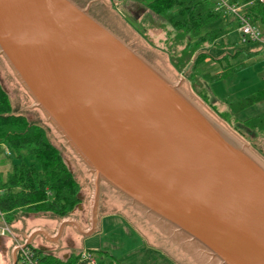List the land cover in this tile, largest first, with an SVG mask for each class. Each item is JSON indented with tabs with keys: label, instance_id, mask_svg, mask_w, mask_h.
Returning <instances> with one entry per match:
<instances>
[{
	"label": "water",
	"instance_id": "obj_1",
	"mask_svg": "<svg viewBox=\"0 0 264 264\" xmlns=\"http://www.w3.org/2000/svg\"><path fill=\"white\" fill-rule=\"evenodd\" d=\"M0 58L86 168L91 216L102 186L178 264H264V161L109 3L0 0Z\"/></svg>",
	"mask_w": 264,
	"mask_h": 264
},
{
	"label": "rangeland",
	"instance_id": "obj_2",
	"mask_svg": "<svg viewBox=\"0 0 264 264\" xmlns=\"http://www.w3.org/2000/svg\"><path fill=\"white\" fill-rule=\"evenodd\" d=\"M105 1L109 3L110 11L132 36L138 39L160 71L170 81H179L181 90L187 96L222 122L264 161V131L258 132L242 125L244 120L264 113V99L236 114L230 113L225 104V101H238L264 89V45L258 41H243L237 30L235 18L223 14L203 27L201 34L219 28H226L228 32L212 44L204 42L195 49L188 44L193 42L189 34L174 30L163 17L154 15L146 8L150 0ZM262 37L264 38V31ZM200 52L205 53L206 58L196 63L193 68L195 56ZM227 68L234 70L226 77L213 81H206L204 78V76H215ZM0 85L7 93L14 113L25 116L30 123L38 124L45 129L48 140L57 148L79 184L82 203L70 215L63 218L81 217L84 224H88L93 184L86 173V168L46 123L40 111L32 107V101L1 58ZM5 149L4 146H0L1 173L5 174L19 162L33 164L39 168L35 157L26 155L22 159H17L13 153L7 155ZM97 189L95 202L96 209L98 208L97 231L88 237L72 232L74 244L72 247L67 242L68 236L64 235L60 245L56 247L57 250H67L70 252L68 256H78L86 251L92 255L95 264H178L140 229L138 223L131 219L129 213L102 186ZM93 217L94 212L92 219ZM56 218L52 214H31L25 210L4 215L11 235L5 233L0 236L3 247H0V264H6L10 260L11 237L19 236L16 229L34 223L53 226L56 224ZM39 240L41 238L36 236L31 245L37 246L36 241ZM16 246L21 245L17 243ZM4 247H6L5 251ZM17 264L22 263L18 261Z\"/></svg>",
	"mask_w": 264,
	"mask_h": 264
},
{
	"label": "trees",
	"instance_id": "obj_3",
	"mask_svg": "<svg viewBox=\"0 0 264 264\" xmlns=\"http://www.w3.org/2000/svg\"><path fill=\"white\" fill-rule=\"evenodd\" d=\"M232 2L242 6V12L263 35L264 2L259 0ZM146 8L154 15L163 17L174 30L189 34L193 42L188 44L195 49L204 42L212 44L228 32L226 28H219L201 34L203 27L223 15L215 11L212 0H150ZM236 25L238 26L237 22ZM205 58V53L196 54L193 68ZM233 70L234 68H227L215 76L204 78L206 81H213L228 76ZM263 99L264 89H260L238 101H225V104L230 113L236 114ZM242 125L263 132L264 113L244 120ZM0 146L10 150L17 159H22L26 155L33 156L39 163V168H36L33 164L19 162L5 174L0 172V212L3 215L25 210L31 214L45 213L63 218L82 203L79 184L57 148L48 140L45 129L38 124L30 123L25 116L13 112L10 99L1 85ZM27 248L34 255L37 264H84L79 260V256L60 259L44 249L29 245ZM16 257L17 262L20 261L18 254Z\"/></svg>",
	"mask_w": 264,
	"mask_h": 264
},
{
	"label": "crops",
	"instance_id": "obj_4",
	"mask_svg": "<svg viewBox=\"0 0 264 264\" xmlns=\"http://www.w3.org/2000/svg\"><path fill=\"white\" fill-rule=\"evenodd\" d=\"M83 206V205H82ZM97 213L98 208L94 210V219H92V216L89 215V222L88 224H84L81 217H68L67 219L60 220L59 218H56V224L53 226H45L43 224H27L23 228L16 229L18 233V238L11 237L12 238V245H10V260L6 264H11L14 259H17V243L19 245H29L33 248L38 249H44L48 253L53 254L57 257H63L64 259L67 258L68 252L67 250H57L56 247H58L64 237V235L67 237V242L72 246L73 244V238H72V232L74 234H77L82 237H88L92 234H94L97 231ZM36 236H39L41 240L36 241L37 246H32L31 243L35 241ZM1 238V237H0ZM69 245V246H70ZM0 247H2V241L0 239ZM6 250V247L3 249ZM16 251V254H15ZM80 251V250H79ZM77 251V253L79 252ZM17 263V262H16Z\"/></svg>",
	"mask_w": 264,
	"mask_h": 264
},
{
	"label": "built area",
	"instance_id": "obj_5",
	"mask_svg": "<svg viewBox=\"0 0 264 264\" xmlns=\"http://www.w3.org/2000/svg\"><path fill=\"white\" fill-rule=\"evenodd\" d=\"M214 3L215 11L221 12L222 14H229L232 15L237 24V30L243 41L249 42H260L264 45V38L261 35L260 30L252 25L250 19L245 16L242 12V6L237 5L232 2V0H212ZM260 2H264V0H259ZM7 155H10V152L5 149ZM8 233L11 235V232L6 225V221L4 220L3 213L0 212V236ZM17 254L20 257V262L22 264H37V260L34 258V255L30 252L28 248H23L22 246L17 247ZM79 260L82 261L84 264H95L94 259L90 253L86 251L81 252L79 255Z\"/></svg>",
	"mask_w": 264,
	"mask_h": 264
},
{
	"label": "bare ground",
	"instance_id": "obj_6",
	"mask_svg": "<svg viewBox=\"0 0 264 264\" xmlns=\"http://www.w3.org/2000/svg\"><path fill=\"white\" fill-rule=\"evenodd\" d=\"M45 120V119H44ZM52 128V127H51ZM53 129V128H52ZM60 137V136H59ZM62 140V139H61Z\"/></svg>",
	"mask_w": 264,
	"mask_h": 264
}]
</instances>
